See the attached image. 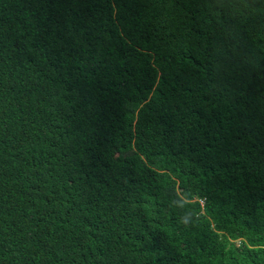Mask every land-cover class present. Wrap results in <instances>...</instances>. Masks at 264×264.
<instances>
[{
	"label": "trees",
	"instance_id": "1",
	"mask_svg": "<svg viewBox=\"0 0 264 264\" xmlns=\"http://www.w3.org/2000/svg\"><path fill=\"white\" fill-rule=\"evenodd\" d=\"M0 264H264V0H0Z\"/></svg>",
	"mask_w": 264,
	"mask_h": 264
}]
</instances>
